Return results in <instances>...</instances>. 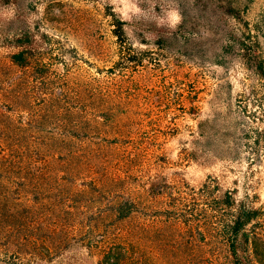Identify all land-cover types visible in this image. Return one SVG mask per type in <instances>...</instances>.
Masks as SVG:
<instances>
[{"label":"rangeland","instance_id":"rangeland-1","mask_svg":"<svg viewBox=\"0 0 264 264\" xmlns=\"http://www.w3.org/2000/svg\"><path fill=\"white\" fill-rule=\"evenodd\" d=\"M229 1L264 59V0ZM224 4L0 0L1 264H98L131 232L136 264L144 251L152 264L225 263L219 200L264 208V81ZM20 37L27 68L12 60Z\"/></svg>","mask_w":264,"mask_h":264},{"label":"trees","instance_id":"trees-1","mask_svg":"<svg viewBox=\"0 0 264 264\" xmlns=\"http://www.w3.org/2000/svg\"><path fill=\"white\" fill-rule=\"evenodd\" d=\"M221 1V0H220ZM225 13L232 16L237 23H241L243 31L237 38V47L240 51L241 58L245 62L247 69L252 72L259 80L264 81V59L261 55L260 43L258 36L253 33L250 24L242 18L238 12V7L229 0H222ZM30 45L28 38H18L15 44L17 52L12 55L13 62L20 68L29 66V58L27 57V46ZM263 100V99H262ZM256 100L257 107H264V100ZM259 145V142H258ZM220 205L214 208L217 216H215L214 228L215 232H223V241L225 251L227 253L225 263H221L219 256L212 254L206 256L201 254L195 259L191 255L186 254L185 264H193V259L197 264H264V208L251 206L242 200H236L233 193L228 192L226 196L219 200ZM133 204L128 200L122 202L117 207V218L125 220L134 212ZM199 211V210H198ZM202 214L204 222L212 220L207 210L199 211ZM178 224L176 221L169 220L167 226L171 233L168 243L170 247H174L173 231ZM186 229L192 228L191 223L185 222ZM143 234H153L156 240L160 237L159 232L148 231L143 228ZM145 238V237H144ZM135 234L131 232L128 237L122 239H114L104 251L103 257L98 260V264H136L135 260ZM159 242H156L155 245ZM197 243L203 247L208 245L206 237L197 240ZM190 241L186 243V249L189 248ZM189 251V249H188ZM144 251L141 253L143 264H152L149 256ZM2 260H0V264ZM173 263V262H172Z\"/></svg>","mask_w":264,"mask_h":264}]
</instances>
